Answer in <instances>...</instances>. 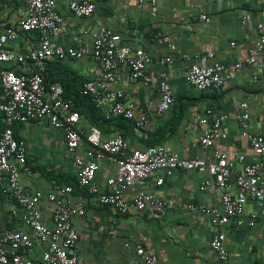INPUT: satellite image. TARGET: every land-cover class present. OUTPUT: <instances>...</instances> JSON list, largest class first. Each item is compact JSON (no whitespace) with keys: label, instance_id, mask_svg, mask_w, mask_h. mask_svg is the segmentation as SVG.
I'll list each match as a JSON object with an SVG mask.
<instances>
[{"label":"crops","instance_id":"0c3cea01","mask_svg":"<svg viewBox=\"0 0 264 264\" xmlns=\"http://www.w3.org/2000/svg\"><path fill=\"white\" fill-rule=\"evenodd\" d=\"M72 1L82 0H55L63 21L51 38L63 47H86L89 54L81 59H52L44 67L46 81L59 83L64 90L63 98L75 103L81 116L78 130L82 141L76 151L71 152L64 132L46 120L14 125L17 139H23L27 144L29 171L20 172L22 187L44 194L56 185L73 187L72 197L81 201L86 210L84 216L73 220L80 237L81 264H139L142 259L136 252L137 245L155 255L157 264H264L262 205L248 202L238 219L217 228L208 212L189 209L190 205L222 209L224 190L214 182L210 187H204L209 178L206 174L176 171L171 177H165L163 172L155 171L145 190L165 202L164 216L149 210L122 215L111 207L102 206L95 196L77 186L78 159L98 162L95 181L103 193L109 190L107 180L117 173L114 163L98 160L92 154L88 136L93 128L99 131L102 141L123 135L131 149L162 145L168 152L190 159L207 158L220 150L231 159L244 155L248 163L258 161L236 115L241 104L247 103L251 114L249 133L257 135L264 131L261 61L235 73L218 90L200 91L188 84L185 76L198 54L212 52L214 58L209 62L224 66L246 60L259 39L258 25L264 22V0H157L155 4L144 0H102L97 2L96 12L90 18L76 17L69 9ZM25 14L24 0H0V36ZM203 14L207 15L205 21L201 20ZM102 27L121 35L122 45L142 50L154 60L147 67V73L153 79L151 82L134 79L130 67L122 65L117 71V79L110 85L112 90L130 93L137 106L149 109L150 122L140 130L136 126L137 119L141 118L139 115L135 120L124 122L109 115V101L96 107L97 112L92 114L83 102L80 93L83 84L97 80L101 74L92 50L94 35ZM159 34L169 36L176 51L172 52L162 43ZM39 39V32L21 34L8 43V48L24 55L37 45ZM167 57L173 60L167 72L175 103L167 112L157 114L158 77L164 69L158 61ZM7 67L26 74L35 68L32 64ZM219 115L228 117L222 128L226 136L216 140L210 149H203L200 137ZM201 120H206V124L201 125ZM242 167L238 165L237 172H241ZM161 178L164 183L159 185ZM229 186L232 195H237L239 188L235 175L229 180ZM138 190L135 185L125 196L132 198ZM40 208L44 223L53 226L54 205L43 199ZM20 215L16 200L7 193L6 183L0 179V235L24 226ZM113 230L117 233L112 234ZM220 232L225 235L226 260H221L211 247ZM45 248L38 244L28 251V255L41 264Z\"/></svg>","mask_w":264,"mask_h":264},{"label":"built area","instance_id":"2783aa9c","mask_svg":"<svg viewBox=\"0 0 264 264\" xmlns=\"http://www.w3.org/2000/svg\"><path fill=\"white\" fill-rule=\"evenodd\" d=\"M24 1L25 17L16 25L8 26L0 36V112L3 114V129L0 130V179L5 181L7 193L16 200L24 225L0 235V264H40L28 255V251L38 244L46 246L41 254V264H81L78 250L80 237L73 220L85 215L84 205L72 197L74 189L71 186L56 185L47 194L42 191L30 192L22 187L20 172L29 171L27 144L25 140L15 137L13 128L16 124L46 120L64 132L69 150L76 151L82 141L78 130L81 116L76 111L75 103L63 98L64 90L59 83L45 82L44 64L52 59H81L88 55L89 51L83 46L63 47L52 41L51 36L59 31L63 21L55 0ZM99 1L102 0L72 1L69 9L78 18H90L95 14ZM144 1L155 4L157 0ZM245 19L248 20L249 17ZM201 20H207V15H201ZM30 32H39L40 39L27 54L19 55L8 48L9 42L16 40L21 34ZM258 36V42L250 50L249 57L229 66L217 62L211 64L209 61L214 58L212 52L195 55L186 73V82L200 91L218 90L229 82L235 73L259 61L262 63L260 74L264 76V22L258 25ZM158 38L167 44L172 52L176 51L177 47L169 36L159 34ZM92 56L99 63L101 74L97 80L83 84L81 95L91 97L98 108L102 107L105 101H109L110 116L132 121L139 115L141 118L136 121L139 130L147 125L150 122L149 109L137 106L130 93L112 90L110 85L117 79V71L122 65L130 67L134 79L151 82L153 79L147 73V67L153 63V58L142 50H133L122 45L121 35L106 27H102L94 35ZM158 63L164 69L158 77L160 97L156 113L163 114L175 103L167 72L173 60L167 57L160 59ZM11 64H32L35 68L26 74L8 68L7 65ZM227 118L226 115H219L213 124L205 129L200 137L203 149H210L216 140L226 136L222 128ZM236 119L243 135L249 138L254 153L259 157L256 162L248 163L244 155H236L231 159L220 150L214 151L212 156L207 158L190 159L170 153L162 145L131 149L123 135L117 134L102 141L99 131L93 128L88 136L92 144V154L94 153L98 160L107 159L114 163L117 173L107 180L109 190L103 193L95 181L99 169L98 162L78 159L77 186L95 196L102 206L111 207L122 215L149 210L164 216L165 202L145 190L151 175L155 171L163 172L165 177H171L176 171L206 174L209 178L204 187H210L214 182L224 190L222 209H205L193 205H190L189 209L208 212L216 228L225 226L238 219L244 206L250 201L259 203L264 209V131L257 135L249 133L251 114L247 103L241 104ZM206 122L201 120L200 124L204 125ZM238 165L243 166L241 172H237ZM234 175L239 188L237 195H232L229 189V180ZM163 183L164 178H161L158 184ZM135 185L139 188L138 192L132 198H127L126 192ZM43 199L54 205L53 226L46 225L42 220L40 204ZM238 225L242 226V223L238 222ZM111 233L116 234L117 231L113 230ZM224 241L225 235L220 232L211 243L212 249L221 260L228 258ZM136 252L142 259L139 264H157V257L149 254L141 245L136 246Z\"/></svg>","mask_w":264,"mask_h":264},{"label":"trees","instance_id":"16d2710c","mask_svg":"<svg viewBox=\"0 0 264 264\" xmlns=\"http://www.w3.org/2000/svg\"><path fill=\"white\" fill-rule=\"evenodd\" d=\"M45 82L46 83H48L47 81H46V77H45ZM81 93V92H80ZM82 98H83V102H85V105L88 107V112L90 113V114H92V112H97V108H96V105H95V103H94V101L92 100V98L91 97H84V96H82ZM2 116H3V114L0 112V125H1V119H2ZM119 120H122V121H124V122H129L128 120H124V119H122V118H118ZM2 129H3V126H2ZM1 129V130H2ZM14 135H15V133H14ZM15 137H16V135H15ZM17 138V137H16Z\"/></svg>","mask_w":264,"mask_h":264}]
</instances>
